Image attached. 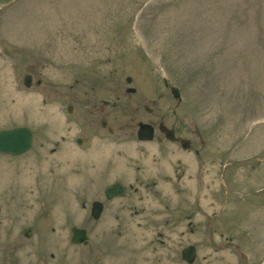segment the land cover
I'll return each mask as SVG.
<instances>
[{
  "label": "rangeland",
  "instance_id": "1",
  "mask_svg": "<svg viewBox=\"0 0 264 264\" xmlns=\"http://www.w3.org/2000/svg\"><path fill=\"white\" fill-rule=\"evenodd\" d=\"M26 71L33 73L30 85L22 82ZM36 77L41 83L34 82ZM128 85L135 91H127ZM170 85L179 87L180 99ZM80 98L89 108L97 100L93 119L99 124L105 114L114 128L113 133L99 128L93 137L96 143L88 142L100 148L106 138L114 139L112 147L134 145L129 143L137 121L150 117L144 103L153 105L157 114L164 112L169 121L177 116L194 121L204 131L206 152L211 154L205 168L196 159L188 158L184 166L166 158L158 167L148 155L131 157V174L125 181L158 179V184H169L182 177L188 180L186 192L194 193L193 187L206 175L212 182L205 193L214 197L207 202L213 217L201 222L216 223L218 232L234 237L254 264H264V0H13L0 6V128L26 124L35 131L64 133L68 123L82 119L77 109L81 102L74 101ZM68 102L76 109L68 111L64 105L62 111H54V104ZM147 144L151 150L158 146L155 141ZM58 154L48 166L39 148L20 155L22 159L0 152V257L13 243L28 241L20 227L40 222L44 206L50 208L52 223L59 219L63 231L68 221L87 222L79 193L68 199L69 211H79L77 216L63 213L69 205L62 178L85 183L91 179L89 166L93 173L104 169L93 174L100 183L113 179L108 163L101 167L92 160L83 166L59 160ZM36 157L40 162L33 167ZM49 180L44 194L48 200L41 201V184ZM157 192L147 189L144 195L156 200ZM134 197L108 204L115 220L134 222L127 202ZM192 209L181 204L174 218L183 219ZM122 230L116 228V234ZM231 251L233 247L213 250L212 257ZM203 253L208 250L199 249V257ZM231 256L241 258L238 252ZM174 259H181L180 252Z\"/></svg>",
  "mask_w": 264,
  "mask_h": 264
},
{
  "label": "flooded vegetation",
  "instance_id": "2",
  "mask_svg": "<svg viewBox=\"0 0 264 264\" xmlns=\"http://www.w3.org/2000/svg\"><path fill=\"white\" fill-rule=\"evenodd\" d=\"M26 74H30L31 84L33 79L31 71L24 72L22 82L24 83ZM34 82L41 83V78L36 77ZM69 85L72 86L73 83ZM85 100L84 98L74 99L79 104L81 102L77 109L81 113L82 119L76 120L74 124L68 123L64 133H57L54 129L35 131L32 126L19 124L31 128L32 140L31 145L18 154L23 156L25 152L39 148L41 152L47 155L45 165L48 166H51L53 154L56 152H59V160L62 159L83 166L88 165L92 160V163L97 161L101 167H105L108 163L113 179L100 183V179L94 177L93 174L100 175L104 169L96 170L95 174L91 171L94 167L89 166L91 179H86L85 183L82 180L81 184L78 183V179L75 177L62 178L66 181L63 190L66 192L65 199L69 205L68 209H63V213H74V216H77L79 211H69L71 205L68 199H72V196L75 198V195L79 193L83 207L82 218H86L87 222L68 221L69 225L64 227L65 231H63L62 225H57L59 219L58 221L54 219L52 223L48 216L50 208L44 206L40 211L42 217H40L41 221L37 222L39 224L33 223L32 220L31 223L20 227L22 236L29 238L28 241L13 243L8 248L7 253L5 249L3 257H0V264H199L198 259L201 264H218V262H214L217 259L220 261L219 264H254L255 261L247 258L244 252L240 250L241 247L238 246V242L233 240L234 237L219 233L216 223L203 225L201 222L213 217L212 213L208 211L209 203L207 202L211 199L214 200V197L205 193L212 182L211 179L209 181L206 179V175L202 179L199 178L201 181L198 187H193L194 193L186 192L184 187H188L186 184L188 180L182 177H176L175 183L170 182L169 184H158V179L140 182L139 184L125 181L131 174V169L128 167V159H132L131 157L140 158L148 155L151 163L158 167H162L166 158H174L177 163H182L184 166L189 164L188 158L196 159V164L199 165L200 162L201 168H205V163L211 161V154L206 152L204 131L194 121H186L180 119L179 116L174 121H169L165 119L166 114L164 112L157 114L154 112L153 105L145 106L147 103H144L143 107L150 114V117L143 120L139 119L137 125L139 121L150 124L151 137H140L137 126L136 133L133 138L131 137V143H129L134 145L112 147L109 143L114 139L106 138L103 141L104 147L100 148L94 144L88 145V142L93 140L96 143V139L93 137L99 128L106 130V133H113L114 128L105 114L102 115L99 124L97 120L93 119L94 112L98 107L97 100L92 101L90 108L88 103H84ZM44 101L45 99L42 98V102ZM102 101L109 105L108 99L103 98ZM151 103L155 104V99H152ZM64 105L68 111L76 109L75 103L68 102L59 105L54 104V111H62ZM103 107L104 105L100 104L99 109ZM71 128L75 129V132H71ZM154 141L158 146L151 150L152 146L147 142ZM34 160L31 163L33 167L34 163L40 162V158L36 157ZM25 162H29V159ZM258 162L261 161L258 160ZM57 165L55 166L60 168ZM71 165L75 166L74 164ZM125 166L130 171L128 168L125 169ZM67 168L71 167L67 166ZM138 174L143 176L140 169ZM30 179L35 186V178L31 177ZM219 179L221 183L226 181L223 178ZM226 179L229 180L228 177ZM48 183L41 184V192L39 191L38 195L41 201L46 202L47 196L44 194L47 192L46 186H51L50 180ZM26 184H30L29 180ZM200 185H203L201 189ZM180 186L183 187V193H180ZM147 189L153 195L158 190L156 200L152 199L149 194L144 195ZM31 190H34L33 187ZM71 193H73L72 196ZM128 195L135 196L134 199L131 198L127 201L128 209H130L128 211L132 213L130 214L132 215L131 218L135 219L134 222L131 220V224H125L126 220H115L114 215L112 216L108 209L109 203L119 202V198ZM181 204L185 209H192L193 206L196 209H192V212L183 219L174 218ZM154 210L158 211L153 212ZM66 217L68 216H65L62 223H66ZM116 228L123 230L116 234ZM74 229L78 230L79 234L75 235ZM207 232L210 236L207 235ZM150 238L157 240L153 241ZM227 241H233L234 245H228ZM225 247H233V251L226 252L224 255L220 254L219 258L212 257L213 250L219 253V250H224ZM22 249L30 251H22ZM199 249L208 250V253H203L199 257ZM179 252L181 259L177 261L174 258ZM234 252H238L241 258L231 256Z\"/></svg>",
  "mask_w": 264,
  "mask_h": 264
},
{
  "label": "water",
  "instance_id": "3",
  "mask_svg": "<svg viewBox=\"0 0 264 264\" xmlns=\"http://www.w3.org/2000/svg\"><path fill=\"white\" fill-rule=\"evenodd\" d=\"M12 0H0V5H5L11 2ZM30 74H26L24 77V82L26 85H30ZM132 77L130 75L126 76V81L130 82ZM164 80L166 78L164 77ZM171 91L174 96L179 97L180 92L179 88L176 85L170 86ZM127 91H134V86H128ZM145 106H149L146 104ZM138 133L140 137L148 138L152 135V130L150 124L144 121H139ZM32 140V131L29 126L20 125L14 126L11 128H0V151L11 154H18L24 150H26L31 145ZM74 234H79V231L74 229ZM83 234V233H82ZM76 240V239H75Z\"/></svg>",
  "mask_w": 264,
  "mask_h": 264
}]
</instances>
